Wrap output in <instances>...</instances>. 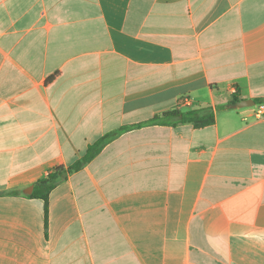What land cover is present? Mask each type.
Returning a JSON list of instances; mask_svg holds the SVG:
<instances>
[{
	"label": "crops",
	"instance_id": "0c3cea01",
	"mask_svg": "<svg viewBox=\"0 0 264 264\" xmlns=\"http://www.w3.org/2000/svg\"><path fill=\"white\" fill-rule=\"evenodd\" d=\"M235 93L264 99V0H0V264H264V117ZM121 128L45 224L35 184Z\"/></svg>",
	"mask_w": 264,
	"mask_h": 264
},
{
	"label": "trees",
	"instance_id": "16d2710c",
	"mask_svg": "<svg viewBox=\"0 0 264 264\" xmlns=\"http://www.w3.org/2000/svg\"><path fill=\"white\" fill-rule=\"evenodd\" d=\"M238 100V95L235 93L233 95V100L231 105L236 103ZM256 105H264V99H256ZM225 107L218 108L219 111L224 110ZM215 123V112L210 107H205L197 110H181L174 109L168 113H164L160 116L154 117L146 123L132 126V128H139L142 125H158V126H169L176 127L178 125L190 124L194 128H204L211 126ZM126 128L118 129L105 134L94 144L89 145L86 153L82 158L77 160L75 163L67 168L57 167L53 169L45 179L39 181L35 184L34 191L31 197L35 199L42 200L44 202V218L45 224L47 221V201L49 193L57 186L60 182L66 179L70 174L80 171L83 169L91 160H93L102 149L112 140H114L120 133L125 131Z\"/></svg>",
	"mask_w": 264,
	"mask_h": 264
},
{
	"label": "water",
	"instance_id": "95a60500",
	"mask_svg": "<svg viewBox=\"0 0 264 264\" xmlns=\"http://www.w3.org/2000/svg\"><path fill=\"white\" fill-rule=\"evenodd\" d=\"M256 103L253 100L238 101L233 105L234 109L250 108L254 107ZM32 191V189H31ZM31 193V192H30Z\"/></svg>",
	"mask_w": 264,
	"mask_h": 264
},
{
	"label": "built area",
	"instance_id": "2783aa9c",
	"mask_svg": "<svg viewBox=\"0 0 264 264\" xmlns=\"http://www.w3.org/2000/svg\"><path fill=\"white\" fill-rule=\"evenodd\" d=\"M256 108H257V111H256L257 117H259V118L264 117V105H258V106H256Z\"/></svg>",
	"mask_w": 264,
	"mask_h": 264
},
{
	"label": "rangeland",
	"instance_id": "374dc122",
	"mask_svg": "<svg viewBox=\"0 0 264 264\" xmlns=\"http://www.w3.org/2000/svg\"><path fill=\"white\" fill-rule=\"evenodd\" d=\"M255 106H257V105H255Z\"/></svg>",
	"mask_w": 264,
	"mask_h": 264
}]
</instances>
